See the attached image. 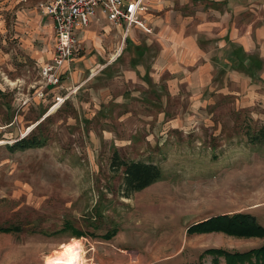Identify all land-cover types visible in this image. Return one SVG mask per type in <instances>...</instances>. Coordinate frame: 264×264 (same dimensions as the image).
<instances>
[{"label":"rangeland","instance_id":"374dc122","mask_svg":"<svg viewBox=\"0 0 264 264\" xmlns=\"http://www.w3.org/2000/svg\"><path fill=\"white\" fill-rule=\"evenodd\" d=\"M39 3L0 0V229H12L0 230V264H45L74 243L85 264H226L204 252L260 247L264 238L188 229L245 213L264 227V145L247 136L264 128V64L167 87L173 73L152 70L155 57L144 65L97 32L45 87L53 35L36 23ZM252 40L264 62V42ZM24 137L42 145L8 150ZM115 153L157 165L162 179L127 195Z\"/></svg>","mask_w":264,"mask_h":264},{"label":"crops","instance_id":"0c3cea01","mask_svg":"<svg viewBox=\"0 0 264 264\" xmlns=\"http://www.w3.org/2000/svg\"><path fill=\"white\" fill-rule=\"evenodd\" d=\"M144 4L146 10L136 16L143 26L134 24L127 31L123 25L113 26L105 15L97 11L87 27L75 31L78 45L88 46L97 32L102 33L106 43H112L119 36L124 48L127 44L133 47L144 65H147L148 58L155 57L151 62L152 70L173 73L165 78L172 81L167 87L174 88L187 81H190L188 84L193 83V87L203 86L208 73L243 71L255 59L256 68L264 64L260 55L253 53L255 44L252 40L255 33L259 42H264V0H144ZM36 23L53 35L51 56L41 61L40 70L54 55L55 36L52 22L46 14L39 11ZM137 37L140 39L138 43L135 41ZM124 48L102 57L100 68L106 69L113 64ZM110 70L104 73L105 77L109 76ZM129 75L127 79L134 80V76Z\"/></svg>","mask_w":264,"mask_h":264},{"label":"built area","instance_id":"2783aa9c","mask_svg":"<svg viewBox=\"0 0 264 264\" xmlns=\"http://www.w3.org/2000/svg\"><path fill=\"white\" fill-rule=\"evenodd\" d=\"M39 7L50 18L55 36L54 55L39 70L45 87L60 83L78 46L75 31L87 27L97 11L113 26L123 25L127 31L134 24L143 26L136 16L146 10L144 0H46Z\"/></svg>","mask_w":264,"mask_h":264},{"label":"trees","instance_id":"16d2710c","mask_svg":"<svg viewBox=\"0 0 264 264\" xmlns=\"http://www.w3.org/2000/svg\"><path fill=\"white\" fill-rule=\"evenodd\" d=\"M254 63H257L254 61ZM249 142L264 145V128L256 133H247ZM42 143L36 138L24 137L11 146H6L10 152L40 147ZM123 168V188L125 193L140 192L162 179V170L154 164L141 161H124L115 153L112 168ZM9 232L12 229H0ZM188 232L211 233L220 232L233 237L264 238V227L250 214L217 215L192 225ZM214 257H223L226 264H264V243L243 253H230L223 249H208L204 252Z\"/></svg>","mask_w":264,"mask_h":264},{"label":"bare ground","instance_id":"6f19581e","mask_svg":"<svg viewBox=\"0 0 264 264\" xmlns=\"http://www.w3.org/2000/svg\"><path fill=\"white\" fill-rule=\"evenodd\" d=\"M2 143L0 142V144ZM83 254V246L80 243H74L65 246L53 256L47 257L45 264H85Z\"/></svg>","mask_w":264,"mask_h":264}]
</instances>
